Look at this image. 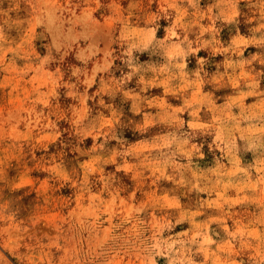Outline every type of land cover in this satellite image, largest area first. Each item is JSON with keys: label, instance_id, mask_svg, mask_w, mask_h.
<instances>
[{"label": "rangeland", "instance_id": "1", "mask_svg": "<svg viewBox=\"0 0 264 264\" xmlns=\"http://www.w3.org/2000/svg\"><path fill=\"white\" fill-rule=\"evenodd\" d=\"M0 264H264V0H0Z\"/></svg>", "mask_w": 264, "mask_h": 264}]
</instances>
